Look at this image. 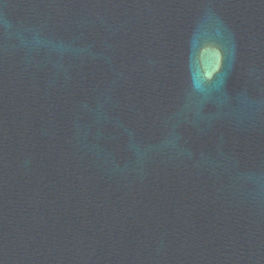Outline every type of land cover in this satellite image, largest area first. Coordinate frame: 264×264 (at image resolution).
Returning <instances> with one entry per match:
<instances>
[{"label": "water", "instance_id": "obj_1", "mask_svg": "<svg viewBox=\"0 0 264 264\" xmlns=\"http://www.w3.org/2000/svg\"><path fill=\"white\" fill-rule=\"evenodd\" d=\"M0 264H264V0H0Z\"/></svg>", "mask_w": 264, "mask_h": 264}]
</instances>
